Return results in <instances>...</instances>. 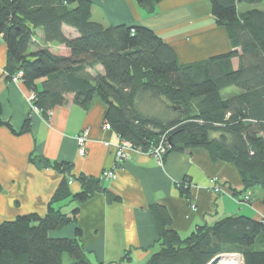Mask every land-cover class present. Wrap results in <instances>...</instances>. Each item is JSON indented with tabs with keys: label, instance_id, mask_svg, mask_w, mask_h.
<instances>
[{
	"label": "trees",
	"instance_id": "obj_1",
	"mask_svg": "<svg viewBox=\"0 0 264 264\" xmlns=\"http://www.w3.org/2000/svg\"><path fill=\"white\" fill-rule=\"evenodd\" d=\"M93 1L0 0L6 80L20 72L34 95L33 107L48 119L55 107L73 103L87 110L99 99L107 127L134 149L146 153L162 144V162L171 153L204 152L212 162L235 167L244 197L264 193V10L240 8L264 0H209L211 18L225 30L230 50L187 64L147 27L94 21ZM134 1L153 14L162 0ZM64 26L77 36H65ZM229 88L234 91L224 94ZM152 102L163 109L150 111L146 105ZM0 126L20 135L29 132L30 121L18 132L1 119ZM32 161L55 170L61 180L43 215L0 223V264H100L82 243L79 209L62 210L99 192L108 202L118 198L98 178L71 175L70 163ZM70 180L79 184L77 192L71 191ZM189 187L188 179L177 185L187 199ZM243 196L242 202L250 204ZM153 215L159 248L145 264H207L225 253H238L243 264H264V219L229 216L181 237L170 228L164 207H154ZM67 225L75 226L72 238L50 236Z\"/></svg>",
	"mask_w": 264,
	"mask_h": 264
},
{
	"label": "crops",
	"instance_id": "obj_2",
	"mask_svg": "<svg viewBox=\"0 0 264 264\" xmlns=\"http://www.w3.org/2000/svg\"><path fill=\"white\" fill-rule=\"evenodd\" d=\"M91 13L92 19L104 26L125 24L151 29L174 49L181 64L230 50L225 30L211 18L209 0H162L153 14L134 0H94ZM62 29L67 37L77 36L69 27ZM5 60L6 45L0 36V119L16 132L29 119L30 130L14 135L0 126V223L18 215L46 212L61 175L32 161L38 157L72 164L71 175L98 178L103 189L118 198L108 202L105 193L99 192L82 204L68 205L78 206L81 240L94 263L144 264L159 248L153 215L156 206L166 209L170 228L181 237L229 216L264 219V193H251V203L242 202L245 194L235 167L212 162L204 152L171 153L161 164L149 154L133 153L116 169L114 179L103 178L102 173L114 167L118 138L104 127L103 102L96 99L87 110L73 103L58 106L49 119L45 118L33 107L31 92L21 81L6 80ZM232 64L236 68L237 59ZM84 130L88 131L86 154L80 157L77 137ZM213 178L223 186V193L210 188ZM183 179L190 182L189 199L178 192L177 185ZM70 189L77 192L79 184L73 180ZM74 228L67 225L50 236L72 238ZM126 251H130V259L122 262Z\"/></svg>",
	"mask_w": 264,
	"mask_h": 264
},
{
	"label": "built area",
	"instance_id": "obj_3",
	"mask_svg": "<svg viewBox=\"0 0 264 264\" xmlns=\"http://www.w3.org/2000/svg\"><path fill=\"white\" fill-rule=\"evenodd\" d=\"M11 81L13 83H19L21 81V73L18 72L14 77L11 78ZM33 98H34V95L31 93V96H30L31 102H32ZM47 115L50 118L52 115V111H48ZM104 127L108 128L106 124L104 125ZM87 136H88V131L84 130L77 137L78 155L80 157H84L86 154L85 143L87 140ZM105 145L107 146L108 143H105ZM161 145L162 144H160L156 147H152L146 152V154L151 155L154 158V160L160 164L162 163V155L164 153V148ZM114 148H115V151H114V159H115L114 167L112 169H109V170L104 171L102 173V177L106 178V179H114L116 169L119 168L125 161L129 160L133 153H142L139 150L134 149L129 142L124 141L120 138H117V142H116ZM209 186L215 193H221L223 191L222 185H220L218 180L215 178L210 179ZM216 257H219V261L215 264H221V261L224 259H227V258H232V260L234 262H236L238 264H243L242 257L238 253L237 254H233V253L232 254H220V255H217ZM216 257L211 259L207 264H213V260ZM230 263L231 262H229V261L226 262V264H230Z\"/></svg>",
	"mask_w": 264,
	"mask_h": 264
},
{
	"label": "rangeland",
	"instance_id": "obj_4",
	"mask_svg": "<svg viewBox=\"0 0 264 264\" xmlns=\"http://www.w3.org/2000/svg\"><path fill=\"white\" fill-rule=\"evenodd\" d=\"M240 8H243V10H248V9H252V8H257V9H260V10H264V3H262V4H259V5H246V4H242L241 5V7ZM91 73H95V71H92ZM231 91H234V88H229V89H227L226 91H224L223 93L224 94H226V93H229V92H231ZM148 108H149V110L150 111H153V112H159L160 111V109H163V105H161L160 103H158V102H152V103H148V105H146ZM145 106V107H146ZM72 182H73V180H70L69 181V185H71L72 184ZM222 188H223V186H222ZM224 192V190L222 191V193ZM253 194V193H252ZM252 194L249 192V194H246V196L244 197V201H246L247 199H248V197L250 198V200L252 201L253 199H252ZM73 204V203H72ZM67 205V204H66ZM69 205V204H68ZM68 205L65 207V210H62L64 213H66L67 211H66V208H68L69 210V212L74 208V207H77L78 208V206L77 205H75V206H69L68 207ZM68 212V213H69ZM67 214V213H66ZM129 252L130 251H126L124 254H123V256L122 257H124V255H129ZM225 254H232V253H225ZM233 254H237V253H233ZM122 257H121V261L123 262L124 261V259H122ZM147 261V260H146ZM145 261V262H146ZM145 264V263H144Z\"/></svg>",
	"mask_w": 264,
	"mask_h": 264
},
{
	"label": "bare ground",
	"instance_id": "obj_5",
	"mask_svg": "<svg viewBox=\"0 0 264 264\" xmlns=\"http://www.w3.org/2000/svg\"><path fill=\"white\" fill-rule=\"evenodd\" d=\"M231 262L230 264H238L232 260V258H227L221 261V264H226V262Z\"/></svg>",
	"mask_w": 264,
	"mask_h": 264
},
{
	"label": "water",
	"instance_id": "obj_6",
	"mask_svg": "<svg viewBox=\"0 0 264 264\" xmlns=\"http://www.w3.org/2000/svg\"><path fill=\"white\" fill-rule=\"evenodd\" d=\"M219 261V257H216L214 260H213V264L217 263Z\"/></svg>",
	"mask_w": 264,
	"mask_h": 264
}]
</instances>
